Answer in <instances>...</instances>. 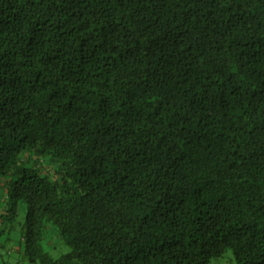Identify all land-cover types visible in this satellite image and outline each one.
I'll use <instances>...</instances> for the list:
<instances>
[{
    "label": "trees",
    "instance_id": "16d2710c",
    "mask_svg": "<svg viewBox=\"0 0 264 264\" xmlns=\"http://www.w3.org/2000/svg\"><path fill=\"white\" fill-rule=\"evenodd\" d=\"M0 189L13 264H264V0H0Z\"/></svg>",
    "mask_w": 264,
    "mask_h": 264
},
{
    "label": "rangeland",
    "instance_id": "374dc122",
    "mask_svg": "<svg viewBox=\"0 0 264 264\" xmlns=\"http://www.w3.org/2000/svg\"><path fill=\"white\" fill-rule=\"evenodd\" d=\"M41 168L45 171L50 170V166L45 161H41ZM52 173V172H51ZM5 191L4 189H0V207H5L7 204L2 202V199L4 197ZM3 222V224H2ZM25 222V207H22L19 211V214L14 219H9L8 217H0V229H2V232H0V264L4 260H9V264H13L14 260L11 256L8 254V249H11L13 246L15 247H23L22 246V236H23V224ZM50 246L55 245L56 247L54 249H50L49 246H47V249L49 253L52 255V257L57 258L61 254L68 251V247L64 245L63 243L58 242V239L55 238V235L53 234V230L50 229ZM12 260V262H11ZM211 264H234L233 263V254L231 251H228L224 254L223 257L219 259H215L211 262Z\"/></svg>",
    "mask_w": 264,
    "mask_h": 264
},
{
    "label": "crops",
    "instance_id": "0c3cea01",
    "mask_svg": "<svg viewBox=\"0 0 264 264\" xmlns=\"http://www.w3.org/2000/svg\"><path fill=\"white\" fill-rule=\"evenodd\" d=\"M2 202H4L6 204V192L4 194V197L2 199ZM6 210H7V206H5L3 208L0 207V217H2L3 215L6 214ZM2 224H3V222H2ZM7 252L9 253V256L12 257V259L14 260V262H16V260L19 258V255H20L19 254V247L13 246L11 249H8ZM11 262H12V260H11ZM9 263H10L9 260H4L2 262V264H9ZM24 264H27V263H24Z\"/></svg>",
    "mask_w": 264,
    "mask_h": 264
}]
</instances>
